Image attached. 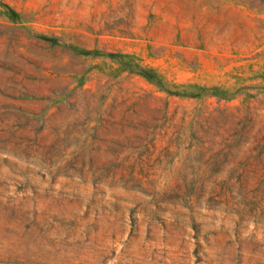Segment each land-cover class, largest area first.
<instances>
[{
	"label": "rangeland",
	"instance_id": "obj_1",
	"mask_svg": "<svg viewBox=\"0 0 264 264\" xmlns=\"http://www.w3.org/2000/svg\"><path fill=\"white\" fill-rule=\"evenodd\" d=\"M0 264H264V0H0Z\"/></svg>",
	"mask_w": 264,
	"mask_h": 264
}]
</instances>
